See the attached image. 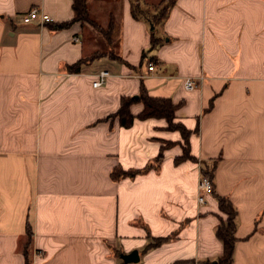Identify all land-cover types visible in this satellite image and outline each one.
<instances>
[{
    "label": "crops",
    "instance_id": "crops-1",
    "mask_svg": "<svg viewBox=\"0 0 264 264\" xmlns=\"http://www.w3.org/2000/svg\"><path fill=\"white\" fill-rule=\"evenodd\" d=\"M114 1L118 29L109 12L111 38L88 44L90 24L51 27L73 18V0H0V264H26L27 222L31 264H218L217 195L237 211L234 264H264V0H175L155 47L147 16L163 0L138 17ZM32 6L51 20L25 22ZM142 86L178 104L188 145L165 117L139 118L142 101L130 126L111 116ZM185 146L193 157L177 161ZM205 169L213 194L200 202ZM133 249L140 260L125 263Z\"/></svg>",
    "mask_w": 264,
    "mask_h": 264
},
{
    "label": "trees",
    "instance_id": "trees-1",
    "mask_svg": "<svg viewBox=\"0 0 264 264\" xmlns=\"http://www.w3.org/2000/svg\"><path fill=\"white\" fill-rule=\"evenodd\" d=\"M142 2L143 0H132V13L135 17H138L142 14L145 15L147 12L146 9L143 7ZM174 2L175 0H163L162 2H160V5H157L159 9L157 8L158 10H156L153 16L151 17L147 16L149 18L150 23L154 24V27L158 21H160L162 18L166 16L169 7ZM73 10H74V16L71 20L54 23L51 27L53 29L65 28L75 21H81L83 24H92V25L96 24L90 12V0H73ZM149 11H151V8L149 9ZM107 36L108 38L110 37L109 33H107ZM158 42L159 41L154 33V29H152L151 47H155L156 45H158L157 44ZM98 53H99L98 51H95V54H93V56L94 57L97 56ZM85 59L83 58L78 60L76 63L69 65L68 68L71 71H78L80 69V65L84 62ZM136 101H142L144 103L143 110L138 114L139 118L165 117L168 121V127L170 129H179L183 134L186 145L189 144L190 130L186 128V126L182 122L175 120L178 104L174 103L170 97L155 96L150 94L145 86L141 87L138 96H128V95L122 96L121 105L119 109L115 113H112L111 116L113 117L119 116V121L121 125L130 126L135 119V115L131 112L130 106L133 102ZM169 144L170 143L168 142L167 145ZM164 147L165 146L162 147L161 152L157 156L156 158L157 161H160L162 159ZM191 157L193 156L190 154L188 146H185L184 154L177 157L176 160L179 161ZM148 167H151V165H148L143 169L118 170V168L117 169L115 168V170H113L112 172V175L115 178H119L121 176H126V175L134 176L137 173L141 172L142 170L147 169ZM204 173L210 175L213 181V177L208 170L205 169ZM217 197L219 200L220 208L228 214L227 218L223 219L217 228V235L224 243V251L222 256L219 258L218 264H234L233 253H234L235 243L237 240L235 234L237 211L227 197L221 195H217ZM32 237H33L32 227L30 223L27 222L25 240L23 242V247H22V250L26 258V264H31L30 247L32 243ZM165 239L166 238L164 237H158L155 239V243L148 244L147 247L157 245L162 241H164Z\"/></svg>",
    "mask_w": 264,
    "mask_h": 264
},
{
    "label": "rangeland",
    "instance_id": "rangeland-1",
    "mask_svg": "<svg viewBox=\"0 0 264 264\" xmlns=\"http://www.w3.org/2000/svg\"><path fill=\"white\" fill-rule=\"evenodd\" d=\"M91 9H92V11H91ZM90 12H91L92 18H93V20L95 21L96 24L95 25L90 24L88 26L89 31L86 33V38L88 39L87 43L88 44H99V42L101 40H103V38L106 37V39H107L106 31H108V28L105 27V26L108 25V21L107 20H108L109 12L110 13L112 12L116 16V30L119 27V21H118L119 19L117 17L118 16V3L113 0V1L107 2L105 5H103L100 2L95 1V3H92V8H91V5H90ZM112 23L114 24L113 21H112ZM101 24H103L104 26L101 25ZM115 36H116L115 32H112V40H113L112 46H115L117 44L116 43L117 42L116 41L117 38ZM110 38L111 37H109V39ZM98 40H100V41H98ZM113 51L115 52V50H113ZM93 53H94V51L93 52L91 51V55ZM210 194L212 195L213 193H210Z\"/></svg>",
    "mask_w": 264,
    "mask_h": 264
},
{
    "label": "built area",
    "instance_id": "built-area-1",
    "mask_svg": "<svg viewBox=\"0 0 264 264\" xmlns=\"http://www.w3.org/2000/svg\"><path fill=\"white\" fill-rule=\"evenodd\" d=\"M23 20L25 22H29L32 20H39L41 22H47L51 20V16L43 11L39 6H32L30 7L24 14H23ZM149 68H154V62H149ZM108 75L107 70H101L98 74L97 79L93 81L94 86H100L105 82V78ZM196 80L192 77L186 78L185 86L191 88L195 85ZM199 194H198V200L200 202H204L206 199V195L209 193H212L213 191V182L210 177V175L203 173L200 181H199Z\"/></svg>",
    "mask_w": 264,
    "mask_h": 264
},
{
    "label": "water",
    "instance_id": "water-1",
    "mask_svg": "<svg viewBox=\"0 0 264 264\" xmlns=\"http://www.w3.org/2000/svg\"><path fill=\"white\" fill-rule=\"evenodd\" d=\"M151 28H154V24H151ZM120 257L126 262H138L140 260V253L138 249H133L130 252L120 253Z\"/></svg>",
    "mask_w": 264,
    "mask_h": 264
}]
</instances>
